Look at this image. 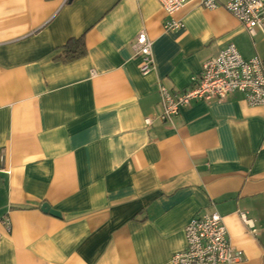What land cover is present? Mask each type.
<instances>
[{"label": "crops", "instance_id": "crops-1", "mask_svg": "<svg viewBox=\"0 0 264 264\" xmlns=\"http://www.w3.org/2000/svg\"><path fill=\"white\" fill-rule=\"evenodd\" d=\"M172 17L184 27L165 30L157 0H0V264H171L213 212L244 252L235 264H264V106L237 93L156 119L160 85L188 90L231 43L264 62V36L223 6ZM82 36L87 54L60 60Z\"/></svg>", "mask_w": 264, "mask_h": 264}, {"label": "built area", "instance_id": "built-area-1", "mask_svg": "<svg viewBox=\"0 0 264 264\" xmlns=\"http://www.w3.org/2000/svg\"><path fill=\"white\" fill-rule=\"evenodd\" d=\"M169 19L165 30L183 28L174 16L188 2L198 1L208 10L223 6L236 17L252 37L258 32L264 36V0H157ZM152 41L145 31L140 32L133 43L135 54L142 58L141 72L149 73L154 66ZM217 57L203 63L201 73L191 79V87L182 93H171L160 85L162 113L156 118L174 124L182 109L195 102H223L234 94H242L250 106H264V62L260 58L245 60L234 43L229 44ZM147 126L156 120L145 118ZM5 156L0 153V171L5 168ZM242 220L249 223L242 213ZM7 232H11V221L4 219ZM223 218L217 212L196 217L185 228L186 250L172 256L171 264H235L245 259L244 252L232 245Z\"/></svg>", "mask_w": 264, "mask_h": 264}, {"label": "trees", "instance_id": "trees-1", "mask_svg": "<svg viewBox=\"0 0 264 264\" xmlns=\"http://www.w3.org/2000/svg\"><path fill=\"white\" fill-rule=\"evenodd\" d=\"M61 51L62 53L58 58L63 62H72L83 58L87 54L84 36L71 39Z\"/></svg>", "mask_w": 264, "mask_h": 264}, {"label": "water", "instance_id": "water-1", "mask_svg": "<svg viewBox=\"0 0 264 264\" xmlns=\"http://www.w3.org/2000/svg\"><path fill=\"white\" fill-rule=\"evenodd\" d=\"M42 211L45 213H49V214L56 216V217H61V214L58 211L52 209V207L47 203L43 204Z\"/></svg>", "mask_w": 264, "mask_h": 264}]
</instances>
